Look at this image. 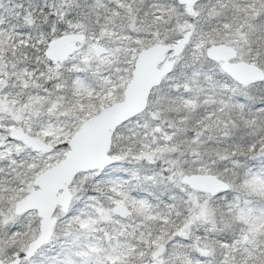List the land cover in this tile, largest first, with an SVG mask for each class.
Segmentation results:
<instances>
[{"label": "snow or ice", "instance_id": "1", "mask_svg": "<svg viewBox=\"0 0 264 264\" xmlns=\"http://www.w3.org/2000/svg\"><path fill=\"white\" fill-rule=\"evenodd\" d=\"M0 264H264V0H0Z\"/></svg>", "mask_w": 264, "mask_h": 264}]
</instances>
